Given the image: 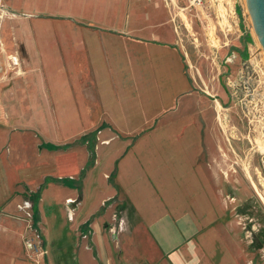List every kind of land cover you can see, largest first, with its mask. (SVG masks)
Listing matches in <instances>:
<instances>
[{"label":"crops","instance_id":"1","mask_svg":"<svg viewBox=\"0 0 264 264\" xmlns=\"http://www.w3.org/2000/svg\"><path fill=\"white\" fill-rule=\"evenodd\" d=\"M0 2V264H28L26 235L53 244L74 219L90 264H249L221 236L200 97L163 1ZM234 6L222 0L228 23ZM121 198L136 231L120 255L124 222L107 225Z\"/></svg>","mask_w":264,"mask_h":264},{"label":"rangeland","instance_id":"2","mask_svg":"<svg viewBox=\"0 0 264 264\" xmlns=\"http://www.w3.org/2000/svg\"><path fill=\"white\" fill-rule=\"evenodd\" d=\"M206 4L197 13L195 9L181 11L175 21L185 72L200 97L204 147L200 162L214 175L225 206L226 230L221 236L232 252H246L249 264H264V58L244 0H235L234 19L229 23L225 10L220 14L222 0H207ZM9 18L0 21V31ZM14 21H6L3 28ZM120 200L109 213L112 223L107 229L115 226L117 217L123 220L120 229H115L118 224L114 227L120 231L115 252L121 255L127 254L128 235L136 230L126 227L132 213L128 217L123 212L126 203ZM77 221L73 220L69 236L56 238L53 244H43L40 234L26 235L35 238L39 249L34 254L24 246L28 264H90L83 252L91 247L76 228ZM137 236L143 243L147 234L138 229ZM140 250L155 252L149 242L140 245Z\"/></svg>","mask_w":264,"mask_h":264},{"label":"built area","instance_id":"3","mask_svg":"<svg viewBox=\"0 0 264 264\" xmlns=\"http://www.w3.org/2000/svg\"><path fill=\"white\" fill-rule=\"evenodd\" d=\"M166 6L170 19L175 23L177 18H180V12L184 11L185 13L190 12L191 10L199 8H204L207 6V0H162ZM6 16H10V13L7 12L0 2V21ZM176 27L178 26L175 23ZM2 43L0 42V47ZM26 204L23 205V208ZM37 243L34 237L26 236L24 238V246L27 250H31L34 254H37L39 249L37 248ZM42 254V252H40Z\"/></svg>","mask_w":264,"mask_h":264},{"label":"water","instance_id":"4","mask_svg":"<svg viewBox=\"0 0 264 264\" xmlns=\"http://www.w3.org/2000/svg\"><path fill=\"white\" fill-rule=\"evenodd\" d=\"M248 19L264 58V0H244Z\"/></svg>","mask_w":264,"mask_h":264},{"label":"trees","instance_id":"5","mask_svg":"<svg viewBox=\"0 0 264 264\" xmlns=\"http://www.w3.org/2000/svg\"><path fill=\"white\" fill-rule=\"evenodd\" d=\"M67 145H69V144H67ZM89 162H88V164H87V167H89L90 166V164H91V162H92V160L94 159V153H93V143H91V144H89ZM84 172V170L81 172V173H83ZM117 189H118V187H117Z\"/></svg>","mask_w":264,"mask_h":264}]
</instances>
